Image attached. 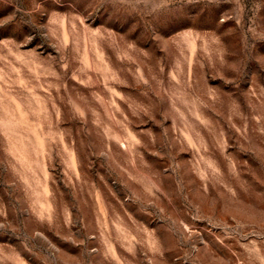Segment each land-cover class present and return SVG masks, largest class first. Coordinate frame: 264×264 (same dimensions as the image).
<instances>
[{
	"label": "rangeland",
	"instance_id": "374dc122",
	"mask_svg": "<svg viewBox=\"0 0 264 264\" xmlns=\"http://www.w3.org/2000/svg\"><path fill=\"white\" fill-rule=\"evenodd\" d=\"M0 264H264V0H0Z\"/></svg>",
	"mask_w": 264,
	"mask_h": 264
}]
</instances>
